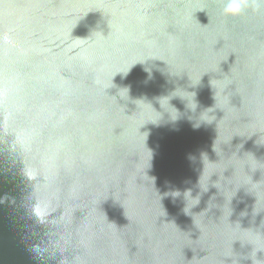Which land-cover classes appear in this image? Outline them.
<instances>
[{
  "label": "water",
  "instance_id": "95a60500",
  "mask_svg": "<svg viewBox=\"0 0 264 264\" xmlns=\"http://www.w3.org/2000/svg\"><path fill=\"white\" fill-rule=\"evenodd\" d=\"M223 9L0 0V264H264V5Z\"/></svg>",
  "mask_w": 264,
  "mask_h": 264
},
{
  "label": "clouds",
  "instance_id": "9594fccd",
  "mask_svg": "<svg viewBox=\"0 0 264 264\" xmlns=\"http://www.w3.org/2000/svg\"><path fill=\"white\" fill-rule=\"evenodd\" d=\"M249 0H224V13L226 15H238L248 7ZM264 5V0H256V6ZM199 127V124L193 125Z\"/></svg>",
  "mask_w": 264,
  "mask_h": 264
}]
</instances>
